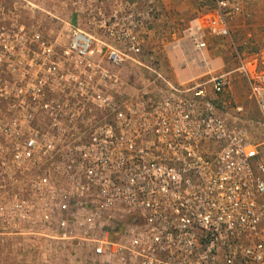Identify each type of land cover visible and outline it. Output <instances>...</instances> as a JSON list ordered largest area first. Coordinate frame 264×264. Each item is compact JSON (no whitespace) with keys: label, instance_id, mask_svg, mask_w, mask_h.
Returning <instances> with one entry per match:
<instances>
[{"label":"built area","instance_id":"obj_1","mask_svg":"<svg viewBox=\"0 0 264 264\" xmlns=\"http://www.w3.org/2000/svg\"><path fill=\"white\" fill-rule=\"evenodd\" d=\"M102 7L84 13L102 36L72 27L60 54L38 33L0 42V188L29 179L27 198L0 206L2 223L33 224V202L48 238L84 245L89 262L264 264L260 145L225 99L240 74L264 126V71L236 53L233 71L177 83L154 72L157 96L129 95L118 69L139 63L152 17L135 3ZM241 13V0H214L187 38L204 52Z\"/></svg>","mask_w":264,"mask_h":264},{"label":"rangeland","instance_id":"obj_2","mask_svg":"<svg viewBox=\"0 0 264 264\" xmlns=\"http://www.w3.org/2000/svg\"><path fill=\"white\" fill-rule=\"evenodd\" d=\"M120 1L135 3L140 11L149 12L152 17L147 26L139 29L143 44L139 63L128 61L118 69L120 80L125 84L123 90L129 95L147 92L150 96H157L160 82L154 72L172 83H177V60L180 58L181 62L189 64L190 67L193 65V62L190 65V55L187 59L183 57L180 48L182 43L178 40L189 26L188 22L197 17V12L203 14L214 7V0H0V42L3 39L10 42L14 35H22L28 44L31 36L38 33L43 41L51 44L57 54H60L68 42L72 27H78L96 38L102 36L98 28L88 26L85 22L87 10L103 6L104 11L109 12ZM176 3H182L181 7L175 6ZM241 4L242 13L229 24L237 19L243 24L230 28L228 37L224 39L206 36L207 49H214V55H224L226 58V67L220 68L221 63L210 61L204 51L210 65L208 72L233 71L239 63L236 53H244L255 59L259 70L264 71V0H241ZM201 7L204 8L200 10ZM164 16L172 21H163ZM21 27L23 31L19 32ZM29 47L37 49L35 43H30ZM201 72L192 71L181 80L186 81L205 74ZM4 77L6 75L1 73L0 81ZM236 77L243 82V89L234 98L229 88L225 99L243 105L244 113L247 111V135L252 144L260 145L261 162L264 164V126L261 116L255 102L249 99L247 81L240 74H231L229 87L232 78ZM28 180L25 175L17 176L15 180H11V186L0 188V206H7L16 193L27 198ZM29 204L32 205L33 224L13 221L3 224L0 217V264H105L89 262V249L82 244L65 246L60 241L50 240L47 226L39 222L40 204L38 207L33 202ZM113 222L120 224L116 220ZM29 227L33 229L31 233L22 232Z\"/></svg>","mask_w":264,"mask_h":264},{"label":"crops","instance_id":"obj_3","mask_svg":"<svg viewBox=\"0 0 264 264\" xmlns=\"http://www.w3.org/2000/svg\"><path fill=\"white\" fill-rule=\"evenodd\" d=\"M166 1V0H165ZM181 4L182 3H176V5L175 6H180L181 7ZM204 7H201L200 8V10H202ZM198 14H197V16H199L201 13H200V11L199 12H197ZM197 18V17H196ZM196 18H194L193 20H191V21H189L188 23L190 24L191 22H193ZM172 21V19L171 18H167L166 16H164V18H163V21ZM174 23V22H173ZM240 24H243V23H241V21H240V19H237V20H234V21H232L231 22V24H229V29L231 28H233V27H237V25L239 26ZM187 29V28H186ZM185 29V30H186ZM185 30L183 31V36H182V38L181 39H179L178 41L179 42H181L182 43V45L180 46V48H181V51H182V55H183V57L185 58V59H187V58H189V50L190 49H188L189 47H187L189 44H190V47H192V45H191V42H190V40L187 38V35H186V33H185ZM149 35H151V32L149 31ZM187 42V43H186ZM180 43V44H181ZM212 48V47H211ZM177 53V52H176ZM216 52H214V49H211V50H208V49H206V54H207V57H208V59L210 60V61H215V62H217V61H219L220 63H221V67L220 68H223V67H226L225 66V62H224V60L226 59V58H224V55H214ZM231 53V52H230ZM177 55H178V53H177ZM226 55V54H225ZM231 55V54H230ZM180 57V55L178 56V58ZM178 62V65L176 66L177 67V79H178V81L177 82H180V81H182L181 80V78L183 79V78H185V77H187L189 74H190V72L192 73V71H193V73H194V70H195V66L197 65L198 67H197V71H202L201 73H203V72H208L209 71V69H210V65L207 63V61H206V65H205V63H201V62H195V60L192 58V61H190V65L192 64V62H193V65L190 67L189 66V64H185V63H183V61L181 62V60H180V58H179V60L177 61ZM180 62H181V64H180ZM219 68V69H220ZM227 72V71H226ZM179 73V74H178ZM184 75V76H183ZM182 76V77H181ZM230 89H231V92H232V94H233V96H234V98L236 97L235 96V94L238 92V91H240L241 89H243V82H241V80L239 79V78H232V81H231V86H230ZM237 98V97H236ZM243 106V105H242ZM244 116H245V118L247 117V111L245 110V113H244Z\"/></svg>","mask_w":264,"mask_h":264},{"label":"bare ground","instance_id":"obj_4","mask_svg":"<svg viewBox=\"0 0 264 264\" xmlns=\"http://www.w3.org/2000/svg\"><path fill=\"white\" fill-rule=\"evenodd\" d=\"M194 24V23H193ZM198 29L195 28V31H197ZM187 43V42H186ZM189 47L188 49L189 50V55L195 60V62H201V63H205L206 65V57L204 55V52L203 51H196L194 48L190 47V44L187 46ZM178 61V60H177ZM208 63V62H207ZM197 65L195 66V70L194 72H197ZM184 76V75H183ZM182 77V76H181Z\"/></svg>","mask_w":264,"mask_h":264}]
</instances>
